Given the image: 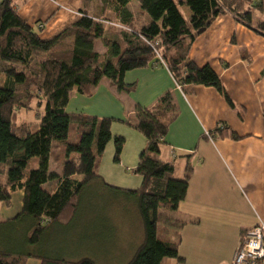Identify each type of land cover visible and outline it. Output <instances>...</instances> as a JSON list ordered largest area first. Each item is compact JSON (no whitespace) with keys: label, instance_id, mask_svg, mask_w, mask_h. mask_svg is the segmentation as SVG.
<instances>
[{"label":"trees","instance_id":"16d2710c","mask_svg":"<svg viewBox=\"0 0 264 264\" xmlns=\"http://www.w3.org/2000/svg\"><path fill=\"white\" fill-rule=\"evenodd\" d=\"M17 1L0 0V176H4L0 200L9 205L15 191L22 189L24 194L21 210L0 221V264H25L31 256L40 258L42 264H98L91 252L74 257L76 250H70L72 258L64 250L49 248L50 235L86 214V190L96 183L110 193L112 203L114 199L132 202L143 221L142 242L128 260L118 264H163L165 257L180 258L178 241L165 240L159 234L164 228L180 227V222L161 209L178 208L193 169L189 161L184 176L178 177L174 149L170 150L173 159L159 156L177 114L172 93H164L150 108L137 106L134 115L121 119L147 139L134 169L141 176L136 188L111 184L98 169L110 140H114L116 162L125 145L126 137L112 131L113 118L66 108L73 90L91 95L104 76L130 90L134 83L125 82L126 71L156 61L170 70L183 92H190L194 85L213 86L234 106L216 70L209 63L195 62L189 51L197 36L224 13L264 36V21L252 23L254 0H136L138 12L129 6L133 0H103L99 15L89 12L91 0H83L79 15L48 38L40 34L44 23L31 25L20 14ZM182 5L189 9L187 16ZM97 39H102L106 52L97 51ZM34 96L39 99L38 108L46 99L36 128L34 122L20 116L22 109L32 108ZM73 121L77 141L69 140ZM206 134L241 137L225 121ZM33 157L37 158L35 167L30 166ZM53 157L62 162V173L50 167ZM49 180L56 181L52 192L43 186ZM102 198L91 197L88 204H96L98 199V210L109 213L107 205L113 204ZM8 225L14 230L15 225L24 226V235L15 234L6 241Z\"/></svg>","mask_w":264,"mask_h":264},{"label":"crops","instance_id":"0c3cea01","mask_svg":"<svg viewBox=\"0 0 264 264\" xmlns=\"http://www.w3.org/2000/svg\"><path fill=\"white\" fill-rule=\"evenodd\" d=\"M82 3L83 0H18L17 7L31 25L43 22L40 34L48 38L79 15ZM103 10V0H91V14L99 15ZM96 49L104 53L107 47L103 51ZM189 56L200 65L211 64L234 106L213 86L194 85L190 92H183L165 65L152 63L126 71L124 80L134 83L133 89L120 88L124 92L119 93L118 89L102 82L93 87L91 95L73 90L70 101L75 100L74 104L80 107L72 111L113 118L112 131L130 140L124 145L121 163L135 167L147 139L140 130L121 119L134 115L137 106L150 108L164 93H172L177 114L169 125L159 156L173 159L170 150L174 149L178 177L184 176L189 161L193 169L187 194L178 208L161 211L181 223L178 229L168 227L159 232L165 240L178 241L180 255V258L165 257L163 264H226L232 261L243 234L260 221L264 222V36L230 13L220 14L197 36ZM220 121L227 122L241 137L208 136L206 133ZM122 124L129 127L122 128ZM109 149L115 152V146ZM118 172H110L114 179L107 178V182L122 187L137 186L130 175ZM128 180L134 185H129ZM23 194L22 189L15 191L9 206L0 203V221L21 210ZM113 202L117 203L115 199ZM111 210L108 208L110 214L88 212L84 215L89 222L84 223L83 228L88 224L89 230L85 232L90 235H83V245L79 248L91 246L93 241L90 251L94 252L98 264L128 260L144 236L143 221L135 209L140 225L137 241L125 246V241L115 243L104 239V230L114 227L111 215L114 211ZM25 264H42V261L31 256L26 258Z\"/></svg>","mask_w":264,"mask_h":264},{"label":"rangeland","instance_id":"374dc122","mask_svg":"<svg viewBox=\"0 0 264 264\" xmlns=\"http://www.w3.org/2000/svg\"><path fill=\"white\" fill-rule=\"evenodd\" d=\"M259 2H262V4H263L262 7L257 6L255 4V3H259ZM253 4L254 5L251 7L252 23L256 24L260 21H264V0H254ZM180 7H181L182 11L185 13V15H187V11H188L187 6L182 5ZM131 8L133 10H135V12H138L140 7H139L136 0H133V2L131 4ZM146 15L149 18V15L148 14H146ZM113 16L114 15L112 14V17ZM95 46L99 47L102 51H103V49H105V46H104L101 39L96 40ZM102 82L109 85L114 90L118 89L117 91H119V93L124 92V91H120L119 90L120 88L118 87V85L106 76H104L102 78L100 83H102ZM38 101H39V99L34 96L32 101H31L32 108L22 109L20 111V116H21V118H23V120L34 122L33 123L34 128H36L38 126L36 121H38L40 119L39 113L43 112V109L46 105V99L43 98L42 99V101H43L42 106L40 108H38ZM74 103H75V100H72V102L70 101V103L67 105L66 109L68 112L72 111L73 109H80L79 105L74 104ZM85 110L89 111L88 109H85ZM36 113H38L39 115H37ZM115 122L116 121H114L113 123H115ZM72 125H73V127L70 131L69 140L70 141H77L78 140V134L74 128L76 126L75 121H73ZM118 125H119V123H118ZM125 127H129V126L126 124H122V128H125ZM113 132L115 133L114 130H113ZM119 134H122V133H119ZM125 137H126V135H125ZM129 142H130V140H129ZM129 142L126 138L125 145L128 144ZM112 145L115 146L114 140H110L108 142V144L105 148V151H104L102 157L100 158V160L98 162L99 172L103 173V174L102 173L101 174L103 175V177L107 181L108 180L107 178L114 179L113 176L109 175L110 172H115L118 174L119 173L118 171H121L122 173L130 175L131 179H135L137 187L140 186L141 176L134 172L135 167L131 166L130 165L131 163H125V162L121 163V158H120L119 162H116L114 160V151L112 153L111 150L109 149V147ZM121 164H123V166ZM37 165H38L37 158L33 157L30 161V166L35 167ZM50 167L55 169L56 171L62 173V169H63L62 162L55 159V157L51 158ZM105 174H107V175H105ZM182 174H183V172H182ZM124 179H126V178H124ZM138 179H140L139 182H138ZM3 180H4V176L2 175V176H0V181L2 182ZM128 184L134 185L133 183H131L130 180H128ZM55 185H56L55 180L54 181L49 180L43 186H44V188H46L47 190L52 192ZM93 185L94 186H90L86 190L87 194L85 195V199L87 197L88 198H87L86 202L84 203L85 207L83 208V210L86 211V213L87 212H93V213L98 214V213L103 212V211H99L101 208H99V210H98V205L100 204V201L97 199L96 204L95 203L88 204L89 199L91 197H94V198L95 197L96 198L104 197V198H102L103 200L111 202V201H109V199H110L109 194L110 193L107 192L106 190L104 191V189L101 188L100 186H98L99 184H97V183L93 184ZM134 188H136V187H134ZM104 192H107V193H104ZM2 202L3 201L0 200V203H2ZM107 207L109 209L111 207V209H112L111 211H114V212H111V215L113 216L112 222L114 223V227L110 230H108V229L104 230V236H103L104 239H106L107 241L112 239V240H114L115 243H119V242L123 243L125 241V246H126V243H128L130 241H137L139 239V234H140V225L138 224L139 216H138V213L135 211L134 204L130 201L129 202L117 201V203L113 202V205L108 204ZM161 210L170 211L168 209H161ZM79 221H80V225H79ZM88 222L89 221L85 220L84 216L79 217V219L77 217L76 220L74 221V224H70L65 228H60V230L55 232V236H52V235L49 236V248H58L59 251L64 250V252H65L64 254L66 256L68 255L69 257H72V258H74L75 256H77L81 253H84L85 249H86V252H91L90 250H91L92 246L94 247V242L92 241L94 239V234L91 235V241H92L91 246H88V247L82 246L83 249H81V250L79 248V246L83 245V244H81V239L84 237L83 235H90V233L85 232V231L89 230L88 224H87V228H86V226H85V228H83L84 223H88ZM18 225L13 226L14 228H16L15 230L12 228V225L6 226L5 230L8 231L7 236H5L6 241H8V240L10 241L11 238H14L15 234L18 237H21V235H24V233H25L24 232V230H25L24 226L18 227ZM109 225H108V228L110 227ZM81 227L84 230V231L82 230V232L80 231ZM80 236H82V237H80ZM20 241H19L20 247L22 249H27L26 245L23 243H20ZM8 243H10V242H8ZM132 244H134V243H132ZM29 248H30V250H32V247H29ZM70 250H71V252H74L76 250L74 257L71 254ZM124 251H125V247H124L123 251H121V254H123ZM92 253L94 255V252H92ZM102 258L104 260V257H102Z\"/></svg>","mask_w":264,"mask_h":264},{"label":"built area","instance_id":"2783aa9c","mask_svg":"<svg viewBox=\"0 0 264 264\" xmlns=\"http://www.w3.org/2000/svg\"><path fill=\"white\" fill-rule=\"evenodd\" d=\"M162 63L164 62L161 59ZM160 62H154L157 65ZM177 86H181L176 82ZM181 264V263H179ZM226 264H264V222L248 229L241 238L231 262Z\"/></svg>","mask_w":264,"mask_h":264}]
</instances>
